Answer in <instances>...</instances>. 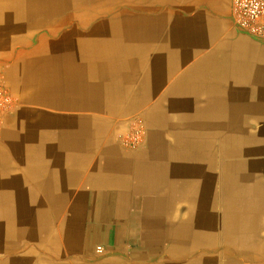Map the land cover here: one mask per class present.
<instances>
[{
  "label": "crops",
  "instance_id": "crops-1",
  "mask_svg": "<svg viewBox=\"0 0 264 264\" xmlns=\"http://www.w3.org/2000/svg\"><path fill=\"white\" fill-rule=\"evenodd\" d=\"M263 42L232 0H0V264H264Z\"/></svg>",
  "mask_w": 264,
  "mask_h": 264
},
{
  "label": "built area",
  "instance_id": "built-area-1",
  "mask_svg": "<svg viewBox=\"0 0 264 264\" xmlns=\"http://www.w3.org/2000/svg\"><path fill=\"white\" fill-rule=\"evenodd\" d=\"M234 23L244 32L264 39V0H232ZM0 74V138L6 125L7 116L16 108L17 98L2 80ZM146 134L145 123L141 118L131 122V130L123 139L126 146L136 148L142 144ZM102 252V247L97 248Z\"/></svg>",
  "mask_w": 264,
  "mask_h": 264
},
{
  "label": "rangeland",
  "instance_id": "rangeland-1",
  "mask_svg": "<svg viewBox=\"0 0 264 264\" xmlns=\"http://www.w3.org/2000/svg\"><path fill=\"white\" fill-rule=\"evenodd\" d=\"M66 6L69 7V8H67V16H69V18H58V19H71L70 15H71V12L73 10L70 8V4L69 5H66ZM121 12H124V11L117 10V11H112L111 13L110 12H106V16H104L103 15L104 12L101 11L100 12V15L98 17H110V16L114 17V15L120 14ZM51 13H52L51 10H48L47 13H45V15H43V16L44 17H47L49 19H51V18L55 19L56 17H53L54 15L53 14L51 15ZM76 13H77V15H76L75 18L84 17L82 15V13H83L82 10L76 11ZM47 39L49 40V43L43 44L45 46H43V47H41L39 49H36L37 45L39 44L38 43L39 38H38V40L35 39L32 43L27 44V47L26 48L20 49V51H28V52L32 53V52H36V51L46 50L45 47H47L48 45H55L54 43L51 44V40H54V38L47 37ZM263 44H264V42H263ZM11 64H12L11 63V60H9L8 58H6V57L5 58L4 57H0V74L3 75L2 80L7 85L8 88H9L8 73H9V71L11 69ZM4 130H5V128H4ZM4 130H3V132H4Z\"/></svg>",
  "mask_w": 264,
  "mask_h": 264
},
{
  "label": "bare ground",
  "instance_id": "bare-ground-1",
  "mask_svg": "<svg viewBox=\"0 0 264 264\" xmlns=\"http://www.w3.org/2000/svg\"><path fill=\"white\" fill-rule=\"evenodd\" d=\"M241 55V54H240ZM8 118V117H7Z\"/></svg>",
  "mask_w": 264,
  "mask_h": 264
}]
</instances>
